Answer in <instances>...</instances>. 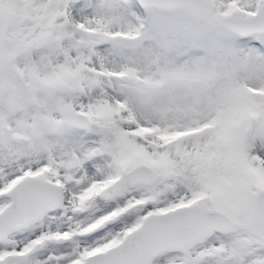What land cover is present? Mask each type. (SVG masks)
Instances as JSON below:
<instances>
[{
	"label": "snow or ice",
	"instance_id": "snow-or-ice-1",
	"mask_svg": "<svg viewBox=\"0 0 264 264\" xmlns=\"http://www.w3.org/2000/svg\"><path fill=\"white\" fill-rule=\"evenodd\" d=\"M0 264H264V0H0Z\"/></svg>",
	"mask_w": 264,
	"mask_h": 264
}]
</instances>
